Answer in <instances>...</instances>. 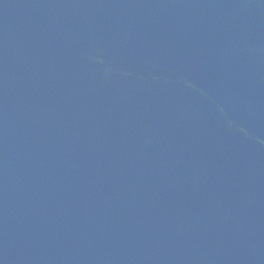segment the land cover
<instances>
[{
    "label": "water",
    "instance_id": "95a60500",
    "mask_svg": "<svg viewBox=\"0 0 264 264\" xmlns=\"http://www.w3.org/2000/svg\"><path fill=\"white\" fill-rule=\"evenodd\" d=\"M0 264H264V0H0Z\"/></svg>",
    "mask_w": 264,
    "mask_h": 264
}]
</instances>
